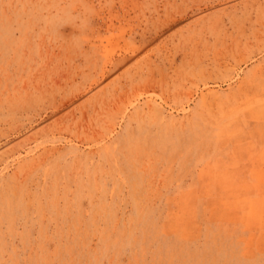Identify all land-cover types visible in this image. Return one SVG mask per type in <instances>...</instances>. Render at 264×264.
Listing matches in <instances>:
<instances>
[{
	"label": "rangeland",
	"instance_id": "obj_1",
	"mask_svg": "<svg viewBox=\"0 0 264 264\" xmlns=\"http://www.w3.org/2000/svg\"><path fill=\"white\" fill-rule=\"evenodd\" d=\"M0 264H264V0H0Z\"/></svg>",
	"mask_w": 264,
	"mask_h": 264
}]
</instances>
